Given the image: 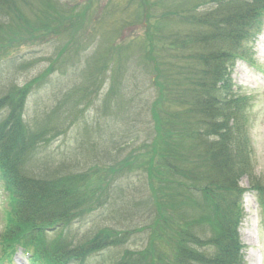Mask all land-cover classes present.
Wrapping results in <instances>:
<instances>
[{"label": "trees", "instance_id": "16d2710c", "mask_svg": "<svg viewBox=\"0 0 264 264\" xmlns=\"http://www.w3.org/2000/svg\"><path fill=\"white\" fill-rule=\"evenodd\" d=\"M178 5L184 8L181 15L180 8L163 15H170L169 22L178 27L164 38L166 45L153 43L151 53L160 65H168L157 80L167 85L169 102L178 111L166 107L162 115L166 141L156 189L150 193L156 199L144 228L147 241L141 250L124 249L111 264H245L241 229L247 217V189L241 181H255L247 97L237 91L232 74L239 60H253L250 45L263 27L264 0H179ZM68 6L60 0H0V53L15 35L13 30L23 31L29 14L56 20L59 13L71 12ZM145 47L128 50L126 60L118 56L115 61L111 51L104 50L95 53L96 60L93 53L86 60L82 83L58 100L39 128L24 119V90L0 102V179L7 200L0 264H12L19 250L29 264H93L109 250L140 241L133 240L135 232L130 230L97 228L85 235L77 231L114 201L122 177L116 176L123 169L116 178L100 168L40 174L29 163L74 123L81 106L87 107L100 84L99 74L108 77L104 84L112 85L106 108L115 102L113 115L124 112L125 101H120L127 59L144 56ZM251 190L264 208V185L254 183ZM152 244L157 246L154 253Z\"/></svg>", "mask_w": 264, "mask_h": 264}, {"label": "rangeland", "instance_id": "374dc122", "mask_svg": "<svg viewBox=\"0 0 264 264\" xmlns=\"http://www.w3.org/2000/svg\"><path fill=\"white\" fill-rule=\"evenodd\" d=\"M60 1L69 4L70 13H59L58 19L50 21L44 16L46 13H41L44 17L40 20L29 14L23 31L13 30L15 35L5 41L0 53V102L9 93L15 97L18 90H24V119L31 128H39L48 122L58 100L82 83L86 60L93 53L96 60L95 53L103 50L111 51L115 61L118 56L126 60L128 50L137 46L143 50L146 46L144 56L127 59L120 101H125L124 112L113 115L117 110L115 102L106 108L105 100L112 85L109 81L104 84L108 77L99 74L100 84L94 87L87 107L81 106L82 113L75 117L74 123L66 126L60 135L56 134V139L43 146L29 163L40 174L57 169L77 173L100 168L102 174L113 177L124 170L116 176L122 177L111 205L92 214L81 227L75 226L81 235L97 228L141 231L139 235L133 234V240L140 237V241L109 250L92 261L111 264L124 249L141 250L147 241L144 228L149 221L150 203L156 199L150 193L160 174L157 164L166 141L162 115L166 107L174 109L176 105L169 102L167 85L157 80L163 78L168 65H160L151 53L153 43L166 45L164 38L178 27L175 22H169L170 15H163L172 8H180L181 15L184 8L178 5L179 0ZM25 5L29 7L30 1ZM47 23L54 24L53 28ZM250 46L255 48L252 63L239 61L233 71L237 91L247 97L246 130L253 153L255 182L243 178L241 185L245 190L251 189L254 183L264 185V31ZM6 203L0 179V232L6 217ZM245 208L247 218L241 233L247 264H264V208L259 206L257 193H247ZM150 247L154 253L157 246ZM27 258L20 252L12 262L28 264Z\"/></svg>", "mask_w": 264, "mask_h": 264}]
</instances>
